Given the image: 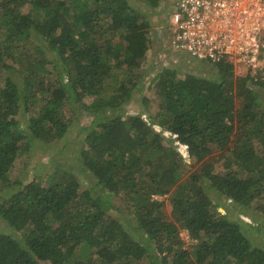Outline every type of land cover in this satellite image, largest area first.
Returning <instances> with one entry per match:
<instances>
[{"label": "trees", "instance_id": "16d2710c", "mask_svg": "<svg viewBox=\"0 0 264 264\" xmlns=\"http://www.w3.org/2000/svg\"><path fill=\"white\" fill-rule=\"evenodd\" d=\"M145 1L151 11L160 2ZM151 24L129 0H0V218L23 238L0 232V264H264V249L239 222L212 213L226 207L221 195L245 207L263 191L264 99L256 88L264 73L254 80L228 62H207L217 77L185 71L178 79L189 69L185 56L170 66L157 60V98H142L154 112L127 113L141 92ZM65 103L71 114H92L76 160L94 188L81 191L78 175L58 166L45 178L10 181L27 131L49 143L70 130ZM166 132L195 160L183 180L184 158ZM212 148L222 172L208 161ZM110 195L122 199L125 222L109 214L120 207ZM153 195L166 197L170 217ZM180 229L195 240L190 249Z\"/></svg>", "mask_w": 264, "mask_h": 264}, {"label": "rangeland", "instance_id": "374dc122", "mask_svg": "<svg viewBox=\"0 0 264 264\" xmlns=\"http://www.w3.org/2000/svg\"><path fill=\"white\" fill-rule=\"evenodd\" d=\"M170 1L171 0H160L158 6L153 8L151 11L147 1L129 0L132 7L137 8L138 10H141L147 14V18L151 20V25L153 26H157L160 24L162 18V7L167 6ZM27 9L28 5H25L23 11L26 12ZM150 38L151 45L146 52L144 63L142 66L143 68L141 67V92H135L132 96V100L128 101L124 105L125 111H127V113H142L144 119H148V114L145 111L154 112L155 110L152 106L150 107L148 105H145L142 102V98H157V95H154L155 91L152 92L151 90L153 77L161 69L159 68L157 60H163L166 66H170V64L179 61L180 59L178 58H180L179 56H181L179 55L176 57H172L171 55H168V58L165 57L161 52H158L160 50V39L156 37L153 28H151L150 30ZM154 61H156V63H153ZM183 61H186V63L184 64L188 65L189 69H183V72H180L178 74V79H182L184 77L183 73H185V71L205 78L217 77L216 68L210 65V63H207V61H196L189 58L187 59L186 57H184ZM183 61H180V63ZM8 63L13 64L10 60L8 61ZM234 72L235 74H240L239 70L235 68ZM256 93L259 98L264 99V86L257 87ZM90 100V98H86L84 101L86 103H89ZM150 102L151 104H153L151 100ZM62 111L65 119L70 124V130L66 133L62 140H55L49 143L40 141L38 138L33 137L31 133L27 131L26 140H24L23 143L24 146L22 145L23 148L27 147V150L21 151L18 155L9 173L10 181L26 182L33 176L45 178L54 171L55 166H58L63 169H68L69 171H73L76 175H78L81 191H83L84 189H90L91 187H93V185H95L94 179L89 176L86 171H83L81 169L79 162H77L76 160L78 159V150L84 144L83 140L85 133L80 132V129L82 126L91 125V121L93 119L92 114L85 111L81 112L80 109H76L73 114H71L72 107H68L66 103L62 105ZM25 121L23 117H21L20 126L22 127V129L27 130ZM165 135H171L170 137L173 139V145L177 146L178 151L184 158L186 166L181 172V180H183L184 177L195 170V167L193 165L195 160L194 158H190L188 156L186 146L176 141L175 136H172V134L167 132L165 133ZM59 158H61L62 160L58 163V165H56L53 160H59ZM67 160H70L72 163L74 162V166L72 165L71 167H69V165L66 163ZM208 161L213 163L214 172L223 171L221 157L219 155V151L216 148H212V155L210 156ZM46 162H49L48 166L44 167L43 165H41L42 163ZM78 171L80 172L78 173ZM240 181L243 188L248 187V184L250 183L248 182V184H246L247 181L244 179V177H241ZM251 187L252 185L249 186V188ZM157 199L165 201L163 209L164 212L170 217L171 207L166 197L157 196ZM111 200L116 207L117 205L120 206V209L117 208V210H112L109 212V214L113 217H116L120 222H125V219L128 218L130 214L126 211L122 199L111 196ZM221 200L225 203L226 207H219L217 208L216 212L214 211L212 213L216 216H218V214H225L229 219L239 222L251 243L264 249V188L260 193V196L255 199L254 203L245 207H241L239 204L226 198L225 195H221ZM132 223L134 222L132 221ZM128 230L130 232L132 231L131 226L128 227ZM0 232L13 235L19 241H23L21 234L12 230V228L9 227V225L1 218ZM179 235L181 237V241L183 242V247L190 249L192 247V243L187 244L183 238L185 236V229H180Z\"/></svg>", "mask_w": 264, "mask_h": 264}, {"label": "built area", "instance_id": "2783aa9c", "mask_svg": "<svg viewBox=\"0 0 264 264\" xmlns=\"http://www.w3.org/2000/svg\"><path fill=\"white\" fill-rule=\"evenodd\" d=\"M161 17L152 28L164 56L228 62L254 80L264 73V0H171Z\"/></svg>", "mask_w": 264, "mask_h": 264}, {"label": "clouds", "instance_id": "9594fccd", "mask_svg": "<svg viewBox=\"0 0 264 264\" xmlns=\"http://www.w3.org/2000/svg\"><path fill=\"white\" fill-rule=\"evenodd\" d=\"M163 15V14H162ZM153 27V25L151 26V28ZM190 59V58H189ZM193 60V59H192ZM196 61H198V60H196ZM241 75H244V74H241ZM172 136H175V135H172Z\"/></svg>", "mask_w": 264, "mask_h": 264}]
</instances>
